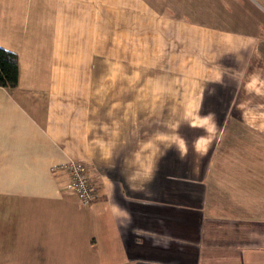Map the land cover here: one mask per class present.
Returning a JSON list of instances; mask_svg holds the SVG:
<instances>
[{
    "label": "crops",
    "instance_id": "crops-1",
    "mask_svg": "<svg viewBox=\"0 0 264 264\" xmlns=\"http://www.w3.org/2000/svg\"><path fill=\"white\" fill-rule=\"evenodd\" d=\"M151 11L0 0L19 59L18 85L0 86V264H264V0H190L188 25L207 29L179 37L205 73L142 60L183 24ZM69 160L93 178L90 206Z\"/></svg>",
    "mask_w": 264,
    "mask_h": 264
},
{
    "label": "rangeland",
    "instance_id": "rangeland-1",
    "mask_svg": "<svg viewBox=\"0 0 264 264\" xmlns=\"http://www.w3.org/2000/svg\"><path fill=\"white\" fill-rule=\"evenodd\" d=\"M149 1V7L150 10H152V13H157L162 16H169L174 18L173 16L183 18L181 21H183L182 26H179V28H176L174 30V27L172 25H167L168 31H163L165 27H161L158 35H155V41L153 43L149 44V47L147 49H144V51L141 53L142 60H145L146 58H150V63L152 65V62L161 64L162 68H165L164 65H170L175 68H179L181 70H185L187 72H195L196 70H199L201 73H205L206 66L211 65L212 61L209 59H206V56L202 55V58L199 59V61L191 55V47H190V41H194L195 38L190 39L189 36H182L179 37V31H182L183 34L189 29V26H193L197 28L196 30H203L207 29L204 28V23L197 24V25H188L191 21L189 20L190 15V0H148ZM151 27L159 26V22L150 20L149 22ZM190 49V51H189ZM170 54H175V57L173 59L168 58ZM166 55L167 60H162V57ZM216 55V54H215ZM183 56V58H182ZM164 64V65H163ZM153 93V92H152ZM185 93H183L184 95ZM153 95V94H152ZM192 95V94H191ZM190 95V98L193 96ZM185 101V100H183ZM183 110H190L189 108L183 109ZM201 111L203 113V116L199 117H205L207 115L208 117H214L215 111L208 108L205 110V107L201 108ZM204 118L202 119V121ZM187 124V123H186ZM187 125H182L183 129ZM240 169H243V166H237ZM247 175V172L242 171H232L229 173L228 177L233 182H239L241 181L245 176ZM255 191V203L253 206L257 205V186H254L247 190V199L246 201H252L251 194ZM261 200V207L264 209V192L262 198L258 199V202Z\"/></svg>",
    "mask_w": 264,
    "mask_h": 264
},
{
    "label": "built area",
    "instance_id": "built-area-1",
    "mask_svg": "<svg viewBox=\"0 0 264 264\" xmlns=\"http://www.w3.org/2000/svg\"><path fill=\"white\" fill-rule=\"evenodd\" d=\"M68 173L67 187L79 195L83 206H90L96 197L94 182L84 163L77 160H69L60 166Z\"/></svg>",
    "mask_w": 264,
    "mask_h": 264
},
{
    "label": "trees",
    "instance_id": "trees-1",
    "mask_svg": "<svg viewBox=\"0 0 264 264\" xmlns=\"http://www.w3.org/2000/svg\"><path fill=\"white\" fill-rule=\"evenodd\" d=\"M18 83V56L14 51L0 46V86L15 87Z\"/></svg>",
    "mask_w": 264,
    "mask_h": 264
}]
</instances>
